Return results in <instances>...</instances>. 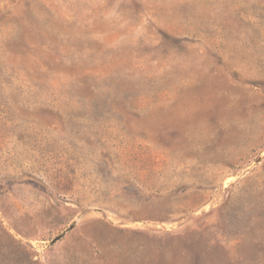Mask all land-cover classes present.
<instances>
[{"label":"rangeland","instance_id":"1","mask_svg":"<svg viewBox=\"0 0 264 264\" xmlns=\"http://www.w3.org/2000/svg\"><path fill=\"white\" fill-rule=\"evenodd\" d=\"M0 264H264V0H0Z\"/></svg>","mask_w":264,"mask_h":264},{"label":"water","instance_id":"2","mask_svg":"<svg viewBox=\"0 0 264 264\" xmlns=\"http://www.w3.org/2000/svg\"><path fill=\"white\" fill-rule=\"evenodd\" d=\"M75 225V222L73 224H71L66 230H64L63 232H61L60 234H58L55 238H53L50 242L51 244L54 243L56 240H58L59 238H61L68 230H70L73 226Z\"/></svg>","mask_w":264,"mask_h":264}]
</instances>
